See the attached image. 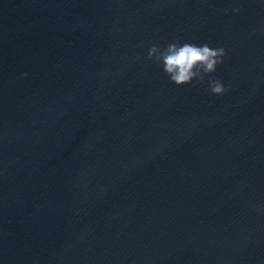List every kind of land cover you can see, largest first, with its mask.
I'll return each instance as SVG.
<instances>
[{"label":"water","instance_id":"95a60500","mask_svg":"<svg viewBox=\"0 0 264 264\" xmlns=\"http://www.w3.org/2000/svg\"><path fill=\"white\" fill-rule=\"evenodd\" d=\"M0 264H264V0H0Z\"/></svg>","mask_w":264,"mask_h":264},{"label":"clouds","instance_id":"9594fccd","mask_svg":"<svg viewBox=\"0 0 264 264\" xmlns=\"http://www.w3.org/2000/svg\"><path fill=\"white\" fill-rule=\"evenodd\" d=\"M233 14L241 11L237 3L231 9ZM226 51L223 46L210 47L208 43L197 45L191 42L173 41L166 46L153 43L147 50L146 60L154 62L160 68L169 82L177 87L189 85L196 87L207 82V91L216 97H223L231 90V84H225L213 74L217 67L224 62ZM139 59V56H137ZM123 71L117 68L111 71L108 68L101 69L98 73L103 81L109 76H116ZM29 75L28 72H20L16 79L23 80Z\"/></svg>","mask_w":264,"mask_h":264}]
</instances>
